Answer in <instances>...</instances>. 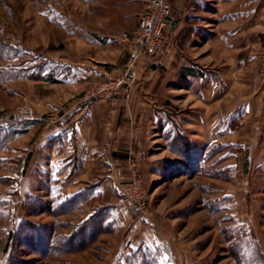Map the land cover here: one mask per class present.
Here are the masks:
<instances>
[{
	"label": "rangeland",
	"instance_id": "374dc122",
	"mask_svg": "<svg viewBox=\"0 0 264 264\" xmlns=\"http://www.w3.org/2000/svg\"><path fill=\"white\" fill-rule=\"evenodd\" d=\"M148 2L0 0V264H116L136 254L137 264H240L236 249L253 264L259 260L256 253L264 259V78L259 65L264 42L256 48L253 65L241 74L240 85L225 99L227 106L242 107L234 115L222 110L225 121L216 126L214 139L191 141L178 133L167 144L177 156L169 160L160 148L151 149L156 153L152 157L144 156L141 142L122 141L118 148H127L129 157L113 171L47 168L57 140L47 142L46 135L77 106L123 103L130 118L128 133L137 127L141 106L150 107L145 116L153 105L168 106L167 93L157 89L158 78L148 73L110 90V97L101 92L120 80L125 51L108 63L105 81L92 80L76 89L60 85L73 68L95 64L92 32L107 27L111 34L133 33ZM260 7L257 23L264 28ZM92 94L96 98L86 102ZM24 106L34 118L8 125ZM218 111L211 107L209 119ZM176 119L178 132L190 129L182 116ZM78 173L80 191L71 181ZM106 180H114L117 189ZM134 180L146 198L147 212L120 194ZM101 183L106 184L104 193L97 191ZM100 212L103 220L85 250L42 254L46 247L71 239ZM22 230L30 232L32 245L25 239L21 243Z\"/></svg>",
	"mask_w": 264,
	"mask_h": 264
},
{
	"label": "crops",
	"instance_id": "0c3cea01",
	"mask_svg": "<svg viewBox=\"0 0 264 264\" xmlns=\"http://www.w3.org/2000/svg\"><path fill=\"white\" fill-rule=\"evenodd\" d=\"M168 1L172 14L165 28L162 52L141 60L132 73L134 82L144 73L157 77V89L167 93L168 106L153 105L148 116L145 115L150 107L141 106L142 112L136 119L137 127L130 133L126 129L130 118L127 111L125 114L123 103L110 106L96 102L77 106L71 117L46 135L47 142L57 140L55 153L51 151L53 158L47 161V168H52L51 164L54 168H108L110 171L122 168L129 152L127 148L118 146L127 140L143 144L147 152L140 155L146 156L147 153L152 157L156 153H152L151 149L160 148L162 157L173 159L177 156L167 148V144L178 133L187 135L191 141L214 139L216 126L225 121L222 110L228 108L234 115L235 110L242 107L239 108V104L227 106L225 103L228 100L226 102L225 99L240 85L241 74L253 65L257 46L263 45L264 28L257 22L258 18H262L261 14L258 15V7L262 3L264 8V1ZM111 33L107 27L92 32L90 45L97 50L95 60L92 59L95 64L89 69L73 68L60 85L76 89L92 80L107 79V66L112 63L113 56L121 57L123 51L127 54V39L133 34L129 31ZM46 83L49 84L48 81ZM49 107L54 108L52 105ZM211 107L219 111L210 120ZM180 116L186 128H190L185 132H178L177 129L176 118ZM36 123L29 124L34 126ZM209 126L212 128L209 129ZM192 127L196 130H191ZM204 131L206 136H203ZM158 164L164 167L161 162ZM40 168H45V165L41 164ZM81 176V173L74 174L71 179L76 191L83 189L79 184ZM105 182H111L112 188L117 189L114 180ZM105 186L101 183L97 191L104 193Z\"/></svg>",
	"mask_w": 264,
	"mask_h": 264
},
{
	"label": "built area",
	"instance_id": "2783aa9c",
	"mask_svg": "<svg viewBox=\"0 0 264 264\" xmlns=\"http://www.w3.org/2000/svg\"><path fill=\"white\" fill-rule=\"evenodd\" d=\"M172 8L168 0H149L145 10L139 15L137 20V29L131 38L127 39V62L121 73V78L112 86L101 88L107 97L112 96L110 90L122 89L128 84L135 67L141 60L150 56H155L162 52L165 41V28L168 19L171 17ZM260 75L264 78V46L259 53ZM115 86V88L113 87ZM97 94L86 97V102L91 98H96ZM91 102V101H90ZM87 106V105H85ZM33 111L30 107H19L8 121V125H16L33 119ZM138 180H134L125 185L120 194L124 201L131 205H137L141 212L146 211V198L140 190Z\"/></svg>",
	"mask_w": 264,
	"mask_h": 264
},
{
	"label": "trees",
	"instance_id": "16d2710c",
	"mask_svg": "<svg viewBox=\"0 0 264 264\" xmlns=\"http://www.w3.org/2000/svg\"><path fill=\"white\" fill-rule=\"evenodd\" d=\"M36 77L37 78H45L44 76H41L40 74H38ZM22 133H25V131H22L21 134ZM70 201H71V203H73L74 198H72ZM105 209H106L105 211L103 210L104 212L111 210V208H105ZM102 212L90 216L88 218V220L86 222H84V224L75 232V234H73L71 236V239H67L66 241H63V242L61 241V243L60 242L54 243L55 246H52V248L46 247V251L43 252L42 254L44 256H49L50 254H53V253H55V254H57V253H70V252H77L79 250H81V251L85 250L89 246V244L95 240L94 239V233H95L94 231H95V228L97 227V224H99V221L103 220L102 219V217H103ZM101 227H103V226H100V228ZM28 233H30V232H28L27 230H25V231L22 230V232L20 233V237L22 236L20 241H21V243H23L24 239H25V242L28 245H32L33 244L32 239L30 241V239L28 238L30 236V234H28ZM39 240H40V238H39ZM233 253L237 255V259L239 256L240 259H238V260L240 261V264H253L252 260L246 261L244 259V257L242 256L243 254L241 255V253L239 252V249H236ZM256 255H257V258L259 260L254 264H263V263H261L262 261L264 262L263 257L261 255H258V253H256ZM138 259H139V256L137 257V254H136L131 258H127V260H125L123 263L118 262L116 264H131L132 260H133L132 264H137ZM14 261H16V260H14ZM14 261H12V262H14Z\"/></svg>",
	"mask_w": 264,
	"mask_h": 264
}]
</instances>
